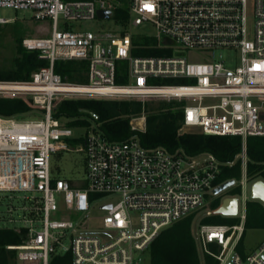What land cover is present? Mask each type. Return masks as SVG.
<instances>
[{
	"label": "built area",
	"instance_id": "obj_1",
	"mask_svg": "<svg viewBox=\"0 0 264 264\" xmlns=\"http://www.w3.org/2000/svg\"><path fill=\"white\" fill-rule=\"evenodd\" d=\"M0 8L28 10L37 20L53 21L49 37L22 41L49 65L27 81H0V95L32 99L35 116L0 115V206L11 200L6 211L0 208V229L22 238L5 246L18 263L51 264L57 255L71 253L72 264H145L143 254L160 232L204 207L206 196L219 185L222 167L234 164L209 152L145 147L138 135L111 140L95 122L75 126L83 128L76 134L74 126L53 115L64 99L115 98L143 104L149 99L182 101L180 133L242 138L237 156L242 161L240 220L199 223L196 237L202 252L218 264H264V240L246 257L238 250L247 220V140L264 136V0H0ZM123 9L128 18L119 14L117 20L115 12ZM99 11L111 12L108 18H114L115 26L81 31L59 25L60 17L71 22L108 19L99 18ZM13 20L0 17L1 24ZM149 26L155 33L129 30ZM151 38L154 43H147ZM150 48L169 54H135ZM183 49L209 55L231 50L238 64L192 61ZM59 60L87 61V82L64 81L54 70ZM159 79L195 83H153ZM130 124L132 130L145 131L144 113ZM70 139L82 145L71 147ZM73 150L86 155V187L53 174L52 153ZM93 194L116 197L100 206L106 214L97 228L89 223ZM58 212L68 216L52 218Z\"/></svg>",
	"mask_w": 264,
	"mask_h": 264
},
{
	"label": "trees",
	"instance_id": "obj_2",
	"mask_svg": "<svg viewBox=\"0 0 264 264\" xmlns=\"http://www.w3.org/2000/svg\"><path fill=\"white\" fill-rule=\"evenodd\" d=\"M119 14L125 18L129 16L126 9L115 12V18L119 20ZM0 29V34H1ZM17 52L8 66L0 64V81H27L31 79L33 72L41 67L48 66L49 61L39 57L38 51H29L23 45V39L15 38ZM149 44L154 40L147 39ZM137 55H168L156 48L141 49L135 51ZM56 73L62 79L72 83L87 82L86 72L88 62L85 60H59L54 65ZM185 80V79H182ZM117 83L121 80L117 79ZM182 101H159L158 103L130 99H99L76 98L64 99L54 108L53 115L58 119L68 120L70 126L98 124L100 129L111 140H124L133 135H138L145 147L162 145L170 151L183 148L188 154L196 155L202 152L212 153L221 162L233 165H224L216 180L220 184L226 180L241 178L242 161L237 156L242 151V138L237 136L207 135L198 132L180 133L183 119ZM86 110L93 112L97 118ZM34 111L32 99L0 95V115L2 116H32ZM146 114V130L135 131L131 128V118ZM247 176L249 180H264V136H250L247 140ZM241 187V186H240ZM238 192H231L232 195ZM241 193V190L240 192ZM221 203L218 198L214 209ZM246 229L264 227V205L259 200L247 202ZM196 213L180 219L165 227L148 248V262L146 264H218L219 261L204 254L200 257L197 242L192 232V221ZM239 222L237 217H227L219 214L207 215L200 223H226ZM22 238L13 230L0 229L1 256L7 257V244L20 243ZM243 241V240H242ZM240 241L238 249H240ZM211 248L217 251L215 245ZM11 253V252H10ZM8 258V257H7ZM71 253L57 255L51 264H72ZM6 260V259H5ZM3 260V261H5Z\"/></svg>",
	"mask_w": 264,
	"mask_h": 264
},
{
	"label": "rangeland",
	"instance_id": "obj_3",
	"mask_svg": "<svg viewBox=\"0 0 264 264\" xmlns=\"http://www.w3.org/2000/svg\"><path fill=\"white\" fill-rule=\"evenodd\" d=\"M125 0H123L124 2ZM126 4V3H124ZM0 17L5 18H14V20L10 23L1 24L0 23V64L3 66H8L11 64L13 58L16 55L17 52V41L16 37L23 39L26 37H49L51 34V26H52V19H42L37 20L34 18V15L32 11L28 10H14L10 8H0ZM69 25L74 30H81V31H97L101 28H108L115 26L114 18H108L105 20L102 19H96L92 21H66L63 17H60L59 25L60 27H64L65 25ZM130 32H136V33H144V34H153L155 33V29L151 26L149 27H130ZM140 37L141 35H137ZM174 53H177L176 51ZM173 53V54H174ZM183 54L187 56L192 61H204L206 58H212L214 61L223 60L227 66L234 67L238 64V55L234 53L231 50H224V49H217L213 50V54L209 55L207 51L205 50H189V49H183ZM123 64L125 62H122ZM82 83V82H81ZM153 83L156 84H194V80H182V79H159L153 81ZM20 97V96H18ZM161 100L157 99H149L147 102L149 103H158ZM164 101V100H163ZM168 101V100H167ZM58 101L57 104H59ZM34 115V114H33ZM143 115V113L141 114ZM145 117L146 114L144 113ZM35 117V116H30ZM132 119V118H131ZM63 122H67L68 120L63 119ZM83 128H75V133H81L80 131ZM82 141L78 139H70L69 144L71 147L77 148L79 147ZM51 164H52V170L55 177H63L71 180L75 183L78 187H86L87 186V177H86V155L84 152L80 151H59L52 153L51 156ZM241 178H237L236 183L222 192L219 195L215 194H208L205 199V205L200 210L196 212V215L194 216V219L192 221V232L195 237V240L197 242L198 251L200 254L201 259L204 258V253L199 247L198 240L196 237V230L197 227L204 217V214L207 210H212L214 208V205L216 204V201L218 198H221V202L224 198L229 196H239L242 191V187H240V180ZM255 180H249L246 193L248 195L247 201L252 202L255 199L251 198L250 195V187L251 184ZM238 192L237 194L232 195L231 192ZM18 196H21L22 193L17 194ZM116 201V197H104L98 194L92 195V208L90 211V217H89V223L91 228H97L100 223V218L106 214L105 210H102L100 206L104 202H110ZM260 201V200H259ZM11 202L8 198H6V201L1 203L0 206L1 210L6 211V203ZM15 206H18V202L12 201ZM63 203L62 200H58L59 206ZM6 204V205H5ZM221 204V203H220ZM264 205V203L262 202ZM215 210V209H214ZM248 211V210H247ZM8 213V211L6 212ZM7 216V214H5ZM66 213L58 212L57 214L52 215V218L56 219H62L63 216H66ZM68 216V215H67ZM71 218L73 220H77V215H72ZM238 221L240 220V216H237ZM3 222L0 221V225H2ZM7 224V223H6ZM246 227V226H245ZM246 232V234H245ZM264 239V227L263 228H245V231L243 233V237L241 239L242 244L239 250V252L246 257L249 255L252 251V249L259 244ZM148 251V249H147ZM147 251L144 252V258H145V264L148 262V256ZM8 257V258H7ZM7 257L4 258L1 256L0 252V264H22L18 263L14 253H8ZM6 259V260H5ZM5 260V261H3Z\"/></svg>",
	"mask_w": 264,
	"mask_h": 264
},
{
	"label": "water",
	"instance_id": "obj_4",
	"mask_svg": "<svg viewBox=\"0 0 264 264\" xmlns=\"http://www.w3.org/2000/svg\"><path fill=\"white\" fill-rule=\"evenodd\" d=\"M111 12L99 11V18H108ZM86 112L90 113L92 116L97 118L93 112L86 110ZM262 118H264V113L262 114ZM236 183L235 179H230L222 182L218 186L213 189V194L219 195L231 186ZM250 195L252 199L260 200L264 203V180L257 179L255 180L250 187ZM240 198L239 196H229L222 200L221 204L213 211V214H219L223 216H236L239 212ZM108 208L111 205L107 206Z\"/></svg>",
	"mask_w": 264,
	"mask_h": 264
},
{
	"label": "crops",
	"instance_id": "obj_5",
	"mask_svg": "<svg viewBox=\"0 0 264 264\" xmlns=\"http://www.w3.org/2000/svg\"><path fill=\"white\" fill-rule=\"evenodd\" d=\"M228 217H237V215H236V216H228ZM245 225H246V224H245ZM245 234H246V232H245ZM263 240H264V239H263ZM263 240H262L259 244H257V245L252 249L251 252H253L255 249H257L258 246L263 242Z\"/></svg>",
	"mask_w": 264,
	"mask_h": 264
}]
</instances>
